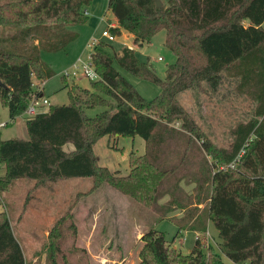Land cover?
<instances>
[{"label": "trees", "instance_id": "trees-1", "mask_svg": "<svg viewBox=\"0 0 264 264\" xmlns=\"http://www.w3.org/2000/svg\"><path fill=\"white\" fill-rule=\"evenodd\" d=\"M91 2L0 0V101L11 121L29 105L33 77L42 83L53 76L40 52L64 50L75 41L78 35L69 27L87 22ZM160 2L157 7L156 0H108L107 11L117 24L111 34L126 32L134 45L148 44L164 31V46L176 59L165 78L139 61L134 49L124 46L109 53L107 45L98 42L90 55L98 78L90 81V88L73 84L68 105L49 106L25 121L27 140H0V165L5 169L0 193L21 180L45 185L89 178L92 189L106 184L150 208L160 220L174 223L177 234L196 235L191 252L182 255L161 232L149 230L141 239L139 264H224L222 255L233 264H264V0ZM114 64L159 86L160 95L143 99ZM224 76L235 81V93L254 108L250 120L232 129L228 148L218 149L177 97L201 84L215 92ZM95 107L105 111L88 118L84 109ZM174 121L180 122L178 130L167 126ZM103 137L144 140V154L129 155L127 176L98 164L93 149ZM172 141L179 142L180 153L169 161ZM67 145L73 149L64 150ZM191 151L201 160L197 174L186 172ZM182 185L193 189L188 193ZM71 219L69 210L49 231L45 264H71L59 243L61 226ZM208 223L214 225L219 242L217 249L209 247L204 253ZM0 264H26L7 212H0Z\"/></svg>", "mask_w": 264, "mask_h": 264}, {"label": "rangeland", "instance_id": "rangeland-1", "mask_svg": "<svg viewBox=\"0 0 264 264\" xmlns=\"http://www.w3.org/2000/svg\"><path fill=\"white\" fill-rule=\"evenodd\" d=\"M167 1L162 0L163 3ZM91 5L97 11V17L92 20L88 14L86 23L69 27L78 35L75 41L64 50L40 52L41 62L53 72V76L44 81L41 93L48 100L49 106L68 105V88L73 84L80 89L90 88V80L80 71L77 76L67 80H64L62 75L79 57L90 63L93 47H89L88 42L92 37L105 43L109 53H118L126 46L124 44H134L131 39L126 40L124 37H116L112 42L103 39L101 33L108 28L109 23H114V17L107 11V0H92ZM262 26L264 27V23ZM12 29L15 32L19 30ZM2 30L4 29L0 28V32ZM135 47L137 59L148 63L156 76L164 79L166 68L176 60L172 52L164 46V31L156 33L150 43ZM114 68L146 101L160 95L159 86L135 78L117 64H114ZM35 80L33 77V83L41 85L40 81ZM177 101L218 149L228 148L232 140V129L238 123L250 120L254 108L253 102L235 93V81L225 76L215 92L201 84L198 89L180 93ZM49 106L43 107V110L47 111ZM103 111L105 109L102 107L84 109L88 118H93ZM6 122L8 125L0 128L1 141L12 138L28 139L24 127L25 116L21 115L11 121L8 110L0 101V123ZM167 126L178 130L180 122L174 121ZM172 142L169 161L177 159V154L180 153L179 142ZM93 151L100 166L119 177H125L130 170V153L143 155L145 142L140 137H103L94 145ZM200 161L197 153L191 151L186 172L199 173L202 168ZM232 166L230 168H233ZM4 173V166L0 165V177ZM92 186L93 180L89 178L67 179L45 185H38L31 180H21L13 182L8 191L0 193V212H7L12 231L26 259L32 258L33 255L40 257L46 252L48 242L46 232H49L69 210L72 212V219L61 226L62 235L59 243L71 264H139L138 254L143 247L142 236L152 229L161 232L167 244L176 248L182 255L191 252L195 243L193 232L177 234L178 230L174 223L160 220L150 208L118 193L106 184H101L96 189H92ZM182 187L188 193L193 189V185ZM166 200L167 197L159 203ZM70 224L73 225L72 229L68 227ZM218 242L214 225L208 223L207 237L202 240L203 252L205 253L209 247L217 249ZM94 256L98 258L95 259ZM222 260L225 264H233L223 255Z\"/></svg>", "mask_w": 264, "mask_h": 264}, {"label": "built area", "instance_id": "built-area-1", "mask_svg": "<svg viewBox=\"0 0 264 264\" xmlns=\"http://www.w3.org/2000/svg\"><path fill=\"white\" fill-rule=\"evenodd\" d=\"M113 28L112 25H108V28L103 30L101 33V37L103 39H106L109 42H112L115 40V36H113L110 32V29ZM97 43H94L93 41L88 44L89 47L95 46ZM160 61L161 58H158ZM79 71L88 78L90 81L96 80L98 78L94 68L92 67L91 63H86L82 58L76 59L69 70L65 71L62 75L66 80L70 77H75L78 75ZM33 94L30 96V102L25 111L22 115L25 116V121L33 120L38 114L46 112L43 110V107L49 106V102L46 98L43 97L42 93L43 90V84L37 85L33 83ZM8 123H0V128L6 127Z\"/></svg>", "mask_w": 264, "mask_h": 264}, {"label": "crops", "instance_id": "crops-1", "mask_svg": "<svg viewBox=\"0 0 264 264\" xmlns=\"http://www.w3.org/2000/svg\"><path fill=\"white\" fill-rule=\"evenodd\" d=\"M107 2H108V0H107ZM107 6V5H106ZM88 14L90 15V18H92V20L93 19H95V17H97V11L95 10V9H93V7H92V5H90V7H89V9H88ZM101 21H102V18H101ZM90 23H91V21H89L88 22V25H90ZM110 25H112V27H116V21H115V19H114V23H109ZM108 24V25H109ZM126 38V40H128V39H131L132 41H133V37L131 36V35H129V34H127L126 32H122V34H121V36L120 37H118V38ZM115 39H116V37H115ZM94 42V43H98L99 42V39H96V38H94V37H92L90 40H89V42H88V44L89 43H91V42ZM124 45H126L127 47H129V48H132V49H134L135 50V45L134 44H124ZM79 58H81V57H79ZM33 80V79H32ZM35 81H37V82H39L38 80H35ZM33 82V81H32ZM36 84V83H35ZM42 84H43V86H44V82H42ZM42 92H43V90H42ZM24 127H25V123H24ZM25 131H26V127H25ZM26 133H27V131H26ZM19 139V138H18ZM73 149V147L71 146V145H67L66 147H64V150H66V151H71ZM22 216V215H21ZM20 218H22V217H20ZM46 234H47V236H48V234H49V232H46ZM195 238H196V235H195ZM21 246V245H20ZM22 248V247H21ZM23 251V250H22ZM23 254H24V252H23ZM45 256H46V252L45 253H43V254H41V256L40 257H37V256H35V255H33V257L32 258H28V259H26L25 258V256H24V259H25V262H26V264H45ZM96 257L97 256H94L93 258H95L96 259ZM98 258V257H97ZM98 262V261H97ZM99 264H101V263H99ZM225 264V263H224Z\"/></svg>", "mask_w": 264, "mask_h": 264}, {"label": "water", "instance_id": "water-1", "mask_svg": "<svg viewBox=\"0 0 264 264\" xmlns=\"http://www.w3.org/2000/svg\"><path fill=\"white\" fill-rule=\"evenodd\" d=\"M156 6H157V7H160V6H161V2H160V0H156Z\"/></svg>", "mask_w": 264, "mask_h": 264}]
</instances>
